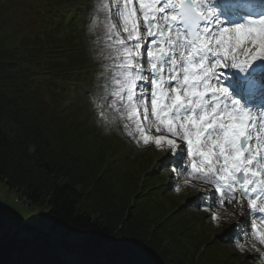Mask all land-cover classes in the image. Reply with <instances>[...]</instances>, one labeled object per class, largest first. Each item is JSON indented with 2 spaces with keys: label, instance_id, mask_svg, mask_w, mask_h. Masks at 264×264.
<instances>
[{
  "label": "snow or ice",
  "instance_id": "snow-or-ice-1",
  "mask_svg": "<svg viewBox=\"0 0 264 264\" xmlns=\"http://www.w3.org/2000/svg\"><path fill=\"white\" fill-rule=\"evenodd\" d=\"M94 8L105 14L108 49L95 57L98 99L134 125L137 144L186 158L185 189L201 182L221 208L234 205L230 215L249 217L250 247L235 248L264 264V104L252 105L257 92L264 99V13L231 19L217 0Z\"/></svg>",
  "mask_w": 264,
  "mask_h": 264
},
{
  "label": "trees",
  "instance_id": "trees-1",
  "mask_svg": "<svg viewBox=\"0 0 264 264\" xmlns=\"http://www.w3.org/2000/svg\"><path fill=\"white\" fill-rule=\"evenodd\" d=\"M32 1L0 0V182L27 204L46 211L53 219L52 229L64 224L80 236L77 251L83 257L62 261L55 246H27L24 243L29 239L8 240L3 237L6 233H1L0 264H101L100 259L105 264H240L232 257L216 259V255L203 261L205 248L214 245L209 244L211 238L203 244L194 243L193 238L204 239L196 233L187 234L186 226L172 230L177 224L162 210V187L151 183L148 171L141 172L139 182H129L121 199L109 187L103 192L92 188V184L100 187L97 184L107 174L105 164L112 156L100 164L104 156L97 148L95 131L86 125L77 104L67 111L62 91L68 86L61 83L73 81L74 87L83 81L87 60L81 45L86 41L70 17V0H43L36 7ZM24 3H30L27 11ZM35 13L40 15L38 24L30 18ZM71 139L96 144L90 167L103 171L96 176L97 169L81 168L80 158L88 155V149L75 150L78 147ZM136 201H151L159 209L158 215L154 212L152 216L145 207L147 212L139 220L133 212ZM87 204L95 207L94 214L86 210ZM117 214L123 218L121 226L116 225ZM126 227H135L130 233L134 240L143 235L139 242L133 241L136 245L121 237L127 233ZM18 243L23 245L18 247ZM149 251L155 254L149 255ZM168 252L174 255L171 261ZM160 256H164L162 262Z\"/></svg>",
  "mask_w": 264,
  "mask_h": 264
},
{
  "label": "rangeland",
  "instance_id": "rangeland-1",
  "mask_svg": "<svg viewBox=\"0 0 264 264\" xmlns=\"http://www.w3.org/2000/svg\"><path fill=\"white\" fill-rule=\"evenodd\" d=\"M32 2L36 7V4L43 2V0H33ZM111 2L112 0H82L78 3H74L75 14L82 17L80 24H82V22L84 23V21L89 23V27L86 29L87 32L84 35L88 37L89 41L84 46L94 54L95 61L93 62V65H99L101 63L100 60L95 58L97 52L101 48L108 51L105 47L107 43L105 35V14L103 12L97 14L94 6ZM29 4L30 3H24L23 8L26 11L28 10ZM112 6L114 8L115 5L113 4ZM93 16L97 17L95 25L91 24ZM38 17H40L38 13L30 16L31 20H34L36 24L39 23ZM99 71H101V69L97 67L94 70H91L89 79L93 85L90 88H84V92L93 98L95 108L105 117L107 124L99 122L96 118L88 117L87 113L83 110L81 111V116L84 118L86 125L95 130V141L100 145L97 147L96 144H93L91 141H88V143L83 140L75 142L76 140L71 139L70 141L72 144L75 143V147H78L77 149L75 148V150L79 149L84 151L85 149H88V155L81 157L79 162L82 165L81 168L84 170L88 169L89 171H94V169H97L94 173L96 176L101 170L103 171V168L100 169V167H94L92 170L90 167L95 160L94 145L97 148H100L99 150L103 153L105 158V160L104 158L102 159L103 163L100 164H105L106 159L112 156L109 162H107V165L105 164L107 174L101 177V181L97 184V186L100 187H94V184H92V188L103 192L106 187H109L121 199L124 197L122 191L128 186V184H130L129 182H139L141 172L148 171L151 173L149 174V177L152 180L151 183H163V200H161V203H163L162 210L163 212L168 213V218L172 217L171 219L174 220L172 224H177L175 227H171V225H167V227H171L172 230H183L186 226L187 234L196 233L204 239V241H200L193 238L192 241L194 243L203 244L206 243V240H210L211 238L212 241H210L209 244L214 245L205 248L201 256V259H204L203 261L216 255V259H222V256L228 258L232 257L233 261L240 264H260L258 260L254 259V253L250 251L241 253L235 248L237 242L245 244L246 248L250 247L252 242L251 237L250 235H245L246 232L250 233V218L247 216L230 215L228 208L234 207V205L221 208L218 203V194H215L212 189L198 191V189L205 188L201 182L197 181L196 187L191 188L190 190L185 189V186L182 183L183 177L178 175V172H182L187 168L186 158H183L178 154H171L162 150H157L154 147H146L142 143L137 144V134L134 125L125 119H121L119 112L98 99L99 96L104 95L103 92L97 89L96 74ZM67 91L68 92H66V90L62 91L64 92V97L66 99L64 104L65 107L70 106L74 101V95L69 93L70 89L67 88ZM78 107L81 106L78 104ZM68 147L70 148L73 146L68 145ZM179 160L183 164L181 168H178ZM169 163H171L178 171H170L171 169L168 168L170 165ZM96 164L99 165L97 162ZM149 170L154 172H150ZM167 182L168 188L164 184ZM177 186L181 188V191L178 193L175 191ZM97 198L99 199V197ZM99 200L104 201L102 198ZM119 205L122 206V203ZM145 207L150 210L149 214H153L152 216H155L154 212H157L156 216L158 215L159 209L152 206L151 201H148L147 204L144 201L142 203L136 201L133 212L138 214L139 220L140 216L145 215V212H147ZM85 208L89 213L94 214L95 207L92 208L90 204H87L85 205ZM204 208H208L209 212L205 213L203 211ZM176 211L178 212L173 216V213ZM180 212L181 214H179ZM211 212H218L221 216V220L219 222L212 221L210 216ZM121 217L120 214H117L116 216V219L118 220L116 225L118 226L123 222V218ZM52 223L53 219L46 215V211L24 203V199L20 198L13 191H9L7 187L0 182V234L6 233L3 237L8 240H11L14 237L19 238L18 240L20 242H22L21 239H29V243H24V245L27 244V246L33 247L34 245L41 244L55 246L59 259L69 262L76 261L79 256H82L77 251V245L80 243L81 237L74 234L64 224H60L55 229H52ZM189 223L199 224L200 226L199 228L191 227V224ZM137 225L140 227L139 221ZM151 226L153 225L151 224ZM148 227L149 225L146 227V230L149 229ZM123 229L125 231V227H123ZM126 230L127 233L124 234L123 232L121 237H125L124 239H127L136 245L133 241L138 240L139 242L143 235L139 237L135 236L138 238L134 240L130 233L134 232L135 227H126ZM130 237H132V239H130ZM132 243L130 246L131 249H133L132 252L134 255H137V251H135L136 248ZM187 243L191 242L187 241ZM22 245L23 243L16 244L18 247ZM180 246H182L181 243ZM182 248L183 247H179L178 250L183 252ZM190 251L191 250H189V252ZM148 254L154 255L155 253L149 251ZM167 254L169 255L167 258H169L170 261L171 259H174L172 258L174 257L173 254L170 252ZM163 257L164 256H160L161 262ZM89 261H91V259ZM185 261L190 260L185 259ZM98 262L105 264L103 259L98 260Z\"/></svg>",
  "mask_w": 264,
  "mask_h": 264
},
{
  "label": "bare ground",
  "instance_id": "bare-ground-1",
  "mask_svg": "<svg viewBox=\"0 0 264 264\" xmlns=\"http://www.w3.org/2000/svg\"><path fill=\"white\" fill-rule=\"evenodd\" d=\"M264 1V0H263ZM259 4L258 3H254L253 5H252V8L254 9L255 7H257ZM261 68H260V66H259V64H258V66H257V70H260Z\"/></svg>",
  "mask_w": 264,
  "mask_h": 264
},
{
  "label": "water",
  "instance_id": "water-1",
  "mask_svg": "<svg viewBox=\"0 0 264 264\" xmlns=\"http://www.w3.org/2000/svg\"><path fill=\"white\" fill-rule=\"evenodd\" d=\"M101 260V259H100Z\"/></svg>",
  "mask_w": 264,
  "mask_h": 264
}]
</instances>
